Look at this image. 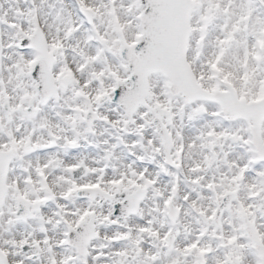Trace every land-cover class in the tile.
Wrapping results in <instances>:
<instances>
[{
    "label": "snow or ice",
    "instance_id": "6c2138e0",
    "mask_svg": "<svg viewBox=\"0 0 264 264\" xmlns=\"http://www.w3.org/2000/svg\"><path fill=\"white\" fill-rule=\"evenodd\" d=\"M0 264H264V0H0Z\"/></svg>",
    "mask_w": 264,
    "mask_h": 264
}]
</instances>
